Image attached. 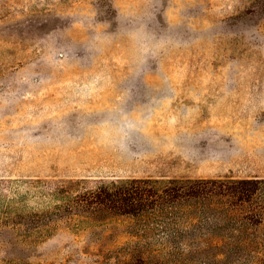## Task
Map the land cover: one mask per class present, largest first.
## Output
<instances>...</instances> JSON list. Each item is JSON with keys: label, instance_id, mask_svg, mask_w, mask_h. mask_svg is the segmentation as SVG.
<instances>
[{"label": "rangeland", "instance_id": "374dc122", "mask_svg": "<svg viewBox=\"0 0 264 264\" xmlns=\"http://www.w3.org/2000/svg\"><path fill=\"white\" fill-rule=\"evenodd\" d=\"M245 178L263 186L245 202L102 217L75 202ZM0 197L74 199L33 264H264V0H0Z\"/></svg>", "mask_w": 264, "mask_h": 264}, {"label": "trees", "instance_id": "16d2710c", "mask_svg": "<svg viewBox=\"0 0 264 264\" xmlns=\"http://www.w3.org/2000/svg\"><path fill=\"white\" fill-rule=\"evenodd\" d=\"M172 179L167 182L151 179H133L103 184L75 197L83 207V214L102 217L110 214L137 215L166 208L171 203L205 193L226 194L250 201L262 190L261 181L251 178L222 184L208 189L200 181L190 182ZM73 200L56 203L45 208H29L18 197H0V244L5 246L6 255L1 264H33L30 261L32 246L52 234L57 220L65 213L73 212ZM69 207L68 210L65 207ZM264 222V213L261 223Z\"/></svg>", "mask_w": 264, "mask_h": 264}]
</instances>
